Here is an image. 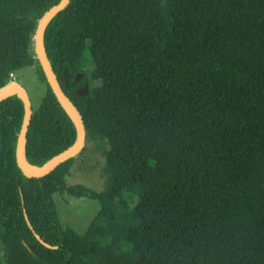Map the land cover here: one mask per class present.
I'll use <instances>...</instances> for the list:
<instances>
[{
	"label": "trees",
	"instance_id": "trees-1",
	"mask_svg": "<svg viewBox=\"0 0 264 264\" xmlns=\"http://www.w3.org/2000/svg\"><path fill=\"white\" fill-rule=\"evenodd\" d=\"M58 1L0 0V88L28 66L46 84L26 131L35 167L76 138L33 47ZM44 45L84 134L106 139L108 186L66 185L75 155L26 177L22 101L0 100V264H264V0H69ZM58 191L99 202L83 233L61 223Z\"/></svg>",
	"mask_w": 264,
	"mask_h": 264
},
{
	"label": "rangeland",
	"instance_id": "rangeland-1",
	"mask_svg": "<svg viewBox=\"0 0 264 264\" xmlns=\"http://www.w3.org/2000/svg\"><path fill=\"white\" fill-rule=\"evenodd\" d=\"M13 82L19 83L25 88L30 99L31 108L35 110L46 90V84L37 77L35 68L28 66L15 71ZM156 143V138H149L141 141H131L129 147L133 153L142 156ZM106 148V139L85 135L84 143L75 154L69 171L65 175L66 185L81 184L97 192L106 190L108 186L104 155ZM144 167L149 170L147 164H144ZM52 199L61 223L64 226H70L78 233L85 231L100 208L97 200L74 197L59 191L53 193ZM124 254L128 258H135V253L132 250H128Z\"/></svg>",
	"mask_w": 264,
	"mask_h": 264
},
{
	"label": "water",
	"instance_id": "water-1",
	"mask_svg": "<svg viewBox=\"0 0 264 264\" xmlns=\"http://www.w3.org/2000/svg\"><path fill=\"white\" fill-rule=\"evenodd\" d=\"M68 2L69 0H59L55 5L51 6L48 10H46L38 19L33 35V47L36 54V58L39 61L45 79L48 85L50 86L52 93L56 97L61 107L70 116L75 125L76 138L74 142L64 150L52 156L42 166H33L36 168V170H30L29 166L31 165L26 161L25 158L26 131L32 112L29 96L22 85L13 81L8 83L6 86L0 88V100L5 99L11 95H17L23 104L24 113L15 146V159L18 168L26 177H41L43 175L48 174L53 169H55V167L59 163L74 156L80 150L84 143L85 132L81 115L73 104V102L70 100V98L66 96V94L63 92L59 81L56 78L55 73L53 72V69L50 65L44 45V31L46 25L56 13H58L61 9L65 7ZM81 77L82 73H77L75 75V79H79ZM87 87V84L80 86L77 89L76 93L80 96L85 95L87 93ZM45 245L49 246L48 244Z\"/></svg>",
	"mask_w": 264,
	"mask_h": 264
},
{
	"label": "bare ground",
	"instance_id": "bare-ground-1",
	"mask_svg": "<svg viewBox=\"0 0 264 264\" xmlns=\"http://www.w3.org/2000/svg\"><path fill=\"white\" fill-rule=\"evenodd\" d=\"M29 168H30V170H36V168L35 167H33V166H29Z\"/></svg>",
	"mask_w": 264,
	"mask_h": 264
},
{
	"label": "built area",
	"instance_id": "built-area-1",
	"mask_svg": "<svg viewBox=\"0 0 264 264\" xmlns=\"http://www.w3.org/2000/svg\"><path fill=\"white\" fill-rule=\"evenodd\" d=\"M10 77H12V74H10Z\"/></svg>",
	"mask_w": 264,
	"mask_h": 264
}]
</instances>
